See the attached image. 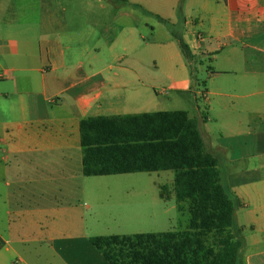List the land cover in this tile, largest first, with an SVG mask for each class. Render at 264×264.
<instances>
[{
  "label": "crops",
  "instance_id": "crops-1",
  "mask_svg": "<svg viewBox=\"0 0 264 264\" xmlns=\"http://www.w3.org/2000/svg\"><path fill=\"white\" fill-rule=\"evenodd\" d=\"M141 28L159 35L141 43ZM152 53L180 62L184 75L168 77L180 94L201 58L209 80L241 68L235 89L208 83L207 110L195 107L218 128L207 149L228 153L219 171L240 200L243 264H264V0H0V264H109L90 236L167 231L149 230L146 202L124 200L131 174L156 171L82 173V118L162 101Z\"/></svg>",
  "mask_w": 264,
  "mask_h": 264
},
{
  "label": "trees",
  "instance_id": "trees-1",
  "mask_svg": "<svg viewBox=\"0 0 264 264\" xmlns=\"http://www.w3.org/2000/svg\"><path fill=\"white\" fill-rule=\"evenodd\" d=\"M177 41L190 61L188 46ZM79 136L84 175L171 170L172 188L159 185L160 196L173 192L177 209L188 202L184 229L90 236L109 264H243L242 227L235 222L240 200L186 110L87 116Z\"/></svg>",
  "mask_w": 264,
  "mask_h": 264
},
{
  "label": "rangeland",
  "instance_id": "rangeland-1",
  "mask_svg": "<svg viewBox=\"0 0 264 264\" xmlns=\"http://www.w3.org/2000/svg\"><path fill=\"white\" fill-rule=\"evenodd\" d=\"M151 21H154L156 18L154 16H149ZM143 30V31H142ZM140 34H143V38L140 37ZM159 33L157 31L152 32L150 35V30H146L145 28H141L140 31L137 32V38L141 43L148 42L149 40H153ZM161 40L164 39V34L161 33ZM176 49L178 50V44L174 42ZM151 62V72H152V86L151 91L153 95L156 91H160L162 101L156 105L150 107V111L155 110H175V109H183L190 112L191 116H193L198 121V126L200 131L203 134L204 140H208V136L205 132L206 129H209L210 138H215L218 136V128L213 123H207L205 126L201 121L200 114L197 113L195 105H197L202 110H207V101L202 97L201 91L208 87V83L215 84L216 86H232L230 88H234V82L237 75L240 73L241 68L235 64V72H230L228 74H220L214 78V80H209V66L213 67V63L207 58H201L197 60L193 64L194 68V80L191 79L189 84L193 87V91H186L184 94H180L176 90L170 87L169 82V73L171 68H173L176 72L177 77H182L184 75L183 69L180 70V62L178 64L176 62L171 61L167 56L163 54V58L161 59L156 54L152 53L151 58H149ZM152 61H156L157 65H154ZM183 61L184 57H183ZM182 72V74H179ZM207 98H208V94ZM159 97V96H158ZM211 138V139H212ZM228 153H221L220 159H226ZM256 160L251 159L243 162V169L251 168L256 164ZM264 174V168L261 170L258 175ZM130 176V184H133L134 191H131L128 197H125L124 200H132L137 203L146 202V207L144 210L146 211V223L149 220L147 218V212L151 214L150 221H152V225L149 230H172V229H184L188 225L189 213H188V202L182 201L179 202V209H176V201L171 193V196L168 199L160 198L159 196V185L167 184L169 189L172 188V179H173V171L164 170V171H156L152 172V174H148L147 172H139L135 174H131ZM255 175V174H254ZM249 176H253L252 174ZM161 205H163V213L161 210ZM141 205H136L135 210L139 209ZM173 206V208L171 207ZM164 207L169 209L164 210ZM143 210V209H142ZM148 219V220H147ZM155 220L160 221V225H154L153 222Z\"/></svg>",
  "mask_w": 264,
  "mask_h": 264
}]
</instances>
